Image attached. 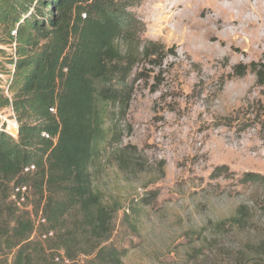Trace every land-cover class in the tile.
I'll use <instances>...</instances> for the list:
<instances>
[{"label": "rangeland", "instance_id": "rangeland-1", "mask_svg": "<svg viewBox=\"0 0 264 264\" xmlns=\"http://www.w3.org/2000/svg\"><path fill=\"white\" fill-rule=\"evenodd\" d=\"M130 12L157 55L135 66L127 107L110 108L115 140L90 170L104 204L118 206L107 244L124 251L123 264H223L198 253L214 223L264 197L240 183L245 173L264 177V0H140ZM0 120L16 135L10 110ZM219 167L228 173L216 178ZM24 187L7 202L38 225L37 198ZM49 236L41 240L52 244Z\"/></svg>", "mask_w": 264, "mask_h": 264}, {"label": "trees", "instance_id": "trees-1", "mask_svg": "<svg viewBox=\"0 0 264 264\" xmlns=\"http://www.w3.org/2000/svg\"><path fill=\"white\" fill-rule=\"evenodd\" d=\"M139 3L0 0V115L10 110L17 123L12 137L0 120V256L8 253L9 264H76L79 256L123 264L124 251L107 244L118 206L104 204L90 170L115 140L105 127L110 108L127 107L135 66L157 55L130 12ZM240 183L263 189L264 177L245 173ZM24 185L37 198L38 225L7 202ZM250 203L214 223L199 256L205 249L223 264H264V197ZM237 233L236 244L215 240ZM49 234L52 244L41 240Z\"/></svg>", "mask_w": 264, "mask_h": 264}, {"label": "built area", "instance_id": "built-area-1", "mask_svg": "<svg viewBox=\"0 0 264 264\" xmlns=\"http://www.w3.org/2000/svg\"><path fill=\"white\" fill-rule=\"evenodd\" d=\"M17 123H16V125L14 126V129H13V131H17ZM6 129H7V127H6ZM8 130V133L12 136V137H16V135H14V134H12V132H11V130L10 129H7ZM23 188H25L24 186H22V187H17V188H15V191H17V192H19L20 190H22ZM17 192H15V193H13V198H15V199H18V200H20V194L19 193H17ZM18 195V196H17ZM65 263H67V261H65Z\"/></svg>", "mask_w": 264, "mask_h": 264}]
</instances>
